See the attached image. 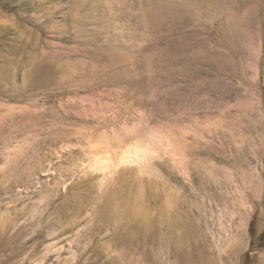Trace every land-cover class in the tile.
<instances>
[{
	"label": "rangeland",
	"instance_id": "obj_1",
	"mask_svg": "<svg viewBox=\"0 0 264 264\" xmlns=\"http://www.w3.org/2000/svg\"><path fill=\"white\" fill-rule=\"evenodd\" d=\"M0 264H264V0H0Z\"/></svg>",
	"mask_w": 264,
	"mask_h": 264
}]
</instances>
